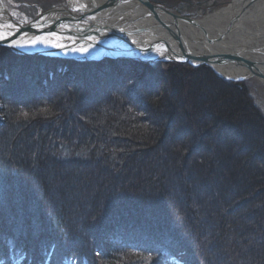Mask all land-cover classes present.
Masks as SVG:
<instances>
[{"label":"trees","instance_id":"16d2710c","mask_svg":"<svg viewBox=\"0 0 264 264\" xmlns=\"http://www.w3.org/2000/svg\"><path fill=\"white\" fill-rule=\"evenodd\" d=\"M2 75L0 264H264V118L242 85L6 49Z\"/></svg>","mask_w":264,"mask_h":264},{"label":"bare ground","instance_id":"6f19581e","mask_svg":"<svg viewBox=\"0 0 264 264\" xmlns=\"http://www.w3.org/2000/svg\"><path fill=\"white\" fill-rule=\"evenodd\" d=\"M65 1L70 12L68 21L72 23H53L43 18V20L35 21L29 25L30 22H19L15 19V12L9 9L10 1L0 0V37L9 38L15 31L10 20H15L19 25L27 26L32 31L45 27L48 33L44 36L46 39L44 42L38 41L33 45L29 43L25 45L26 47L30 45L32 50L54 51L57 48H70L68 44L74 42L78 35L86 34L87 29H98L103 25H109V22L131 19L134 15L138 16L144 13L145 9L149 7L165 19L170 20L175 16L165 8L162 9L151 4L149 0ZM135 21L137 27H141L144 22V20L137 19ZM168 22L171 26L175 25ZM176 25L179 32L188 40L195 41L196 45L207 41V39L213 40L215 45L211 49L219 53L220 59L226 60L227 63L220 70L216 69L219 74L227 79H232V77L242 76L243 72L251 67L254 74L248 79V82L264 86V0H230L217 9L197 16L193 20V24L178 21ZM149 31L151 33L137 36L143 44H154L155 38L163 40L165 37L158 31L150 29ZM178 50V48H173V53L168 51L165 54L156 52L149 58L152 60L158 58L176 59L178 58L176 54H181ZM97 54L98 52L91 48L79 53L78 51L73 52L71 49L66 56L72 58L87 56L89 58L98 56ZM144 54L143 56L146 57ZM222 56L228 58L223 59ZM192 64L196 65L194 62Z\"/></svg>","mask_w":264,"mask_h":264},{"label":"water","instance_id":"95a60500","mask_svg":"<svg viewBox=\"0 0 264 264\" xmlns=\"http://www.w3.org/2000/svg\"><path fill=\"white\" fill-rule=\"evenodd\" d=\"M230 1V0H229ZM145 9V8H144ZM135 17V18H134ZM47 19L51 22H62V23H72L65 19H49L47 17H38L35 20L30 21L29 25H32L35 21ZM173 19H165L156 12L153 8H146L144 13L140 15H134L131 19H126L120 22H109V25L102 26L98 29H87L86 34H80L74 42H70V48H57L54 51L49 50H32L30 45L26 47V43L34 44L38 41H45V35L48 33L45 27L36 30H30L27 26L19 25L15 20H10V24L15 27V31L9 38L0 39V49H6L13 52L21 57H43L50 58L53 60H61L64 62L73 61L81 63L95 62L100 63L104 60H126L130 62H137L141 64L155 65V63H181L185 65H190L194 68H199L201 66H208L215 69H221L227 65L224 60L220 59V54L211 49L215 44L213 40L207 39V41H202L200 44L196 45L195 41L188 40L187 37L183 36L179 32L176 22L183 21L184 23L193 24V18H184L177 14ZM142 21L141 27L135 25V20ZM175 24L171 26L169 24ZM28 23V22H25ZM148 25V26H147ZM150 30L158 31L159 34L165 35L163 40L155 38L156 42L154 44H143L140 42L137 36H141L143 33H151ZM153 37V35H152ZM159 37V35H158ZM143 44V45H142ZM88 48L95 49L98 52V56L87 57L78 56V58H72L66 56L69 50L73 52H81L83 50H88ZM173 48H178L181 54H176L178 58L172 60L150 59L156 52L165 54L170 51L173 53ZM124 51V52H123ZM146 53V54H144ZM146 55V57L143 56ZM227 59L228 57H221ZM196 63L192 64V63ZM254 71L251 67L242 76L234 77L238 81H248L249 78L253 77Z\"/></svg>","mask_w":264,"mask_h":264},{"label":"rangeland","instance_id":"374dc122","mask_svg":"<svg viewBox=\"0 0 264 264\" xmlns=\"http://www.w3.org/2000/svg\"><path fill=\"white\" fill-rule=\"evenodd\" d=\"M9 9L15 12V19L19 22H30L37 19L40 16L47 17L49 19H65L70 17V12L66 6L65 0H8ZM150 3L157 7L165 8L172 14H177L181 17L193 18L201 14H206L211 10L217 9L222 4L229 2V0H149ZM3 49V48H1ZM12 53V52H11ZM171 63V62H166ZM157 64V63H155ZM177 64V62L175 63ZM181 64V63H180ZM185 65V64H184ZM190 66V65H189ZM192 67V66H190ZM194 68V67H192ZM197 69V68H195ZM217 74L219 72L213 68ZM222 79L232 83L242 85L249 100L252 102L254 110L262 115L264 118V86L260 84H251L248 81H238L232 77V79L225 78L222 74H219ZM3 75L0 76V80ZM142 263V261H140Z\"/></svg>","mask_w":264,"mask_h":264},{"label":"snow or ice","instance_id":"6c2138e0","mask_svg":"<svg viewBox=\"0 0 264 264\" xmlns=\"http://www.w3.org/2000/svg\"><path fill=\"white\" fill-rule=\"evenodd\" d=\"M0 38H2V37H0ZM26 115V114H25Z\"/></svg>","mask_w":264,"mask_h":264}]
</instances>
